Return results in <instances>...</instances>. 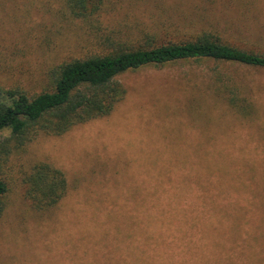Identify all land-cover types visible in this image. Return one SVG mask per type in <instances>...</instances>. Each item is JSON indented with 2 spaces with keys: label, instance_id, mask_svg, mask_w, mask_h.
Listing matches in <instances>:
<instances>
[{
  "label": "rangeland",
  "instance_id": "obj_1",
  "mask_svg": "<svg viewBox=\"0 0 264 264\" xmlns=\"http://www.w3.org/2000/svg\"><path fill=\"white\" fill-rule=\"evenodd\" d=\"M204 31L262 50L264 0H104L91 21L64 0H0V82L36 94L54 66L102 53L108 38L136 48ZM216 64L249 115L223 98ZM117 79L126 94L109 115L41 134L4 161L15 183L0 217V264H264V211L219 183L264 178V68L191 59ZM37 162L69 183L44 211L20 184Z\"/></svg>",
  "mask_w": 264,
  "mask_h": 264
},
{
  "label": "trees",
  "instance_id": "obj_2",
  "mask_svg": "<svg viewBox=\"0 0 264 264\" xmlns=\"http://www.w3.org/2000/svg\"><path fill=\"white\" fill-rule=\"evenodd\" d=\"M64 1L72 17L86 21L97 16L104 5V0ZM258 43L264 46V42ZM146 45L135 48L108 38L102 53L54 66L49 72L48 88L40 93L30 94L20 86L0 82V217L15 183L3 169L9 154L41 134L62 135L76 125L109 115L126 94L117 79L119 75L148 65L191 59L264 68V48L257 50L252 43L241 47L219 33L204 31L191 39L161 45L149 39ZM213 69L220 83L218 89L229 106L241 115H249L253 109L240 97L238 88L228 84L218 64ZM4 132L9 134L3 137ZM19 177L25 197L37 211L56 207L69 191L66 174L47 162H37ZM229 177L220 178V185L237 187L239 198L264 211V178ZM203 201L216 205V195L205 194Z\"/></svg>",
  "mask_w": 264,
  "mask_h": 264
}]
</instances>
